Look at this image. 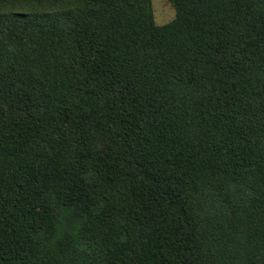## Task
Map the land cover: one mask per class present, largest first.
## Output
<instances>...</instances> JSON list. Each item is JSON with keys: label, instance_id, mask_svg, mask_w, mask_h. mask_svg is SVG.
Segmentation results:
<instances>
[{"label": "trees", "instance_id": "16d2710c", "mask_svg": "<svg viewBox=\"0 0 264 264\" xmlns=\"http://www.w3.org/2000/svg\"><path fill=\"white\" fill-rule=\"evenodd\" d=\"M0 0V264H264V0Z\"/></svg>", "mask_w": 264, "mask_h": 264}, {"label": "rangeland", "instance_id": "374dc122", "mask_svg": "<svg viewBox=\"0 0 264 264\" xmlns=\"http://www.w3.org/2000/svg\"><path fill=\"white\" fill-rule=\"evenodd\" d=\"M156 23L166 24L176 17V9L170 0H152Z\"/></svg>", "mask_w": 264, "mask_h": 264}]
</instances>
